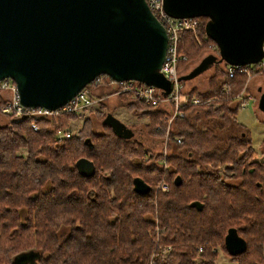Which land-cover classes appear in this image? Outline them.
<instances>
[{"label": "trees", "instance_id": "1", "mask_svg": "<svg viewBox=\"0 0 264 264\" xmlns=\"http://www.w3.org/2000/svg\"><path fill=\"white\" fill-rule=\"evenodd\" d=\"M200 21L201 40L210 44L208 19ZM194 39L183 31L178 44L179 56L190 63L204 51ZM226 64L214 66L207 91L185 93L208 103L184 109L185 118L174 121L160 154L120 137L110 124L95 130L90 119L68 142H55L56 128L76 120L73 114L38 121L39 132L31 119L0 127V264H149L158 239L153 214L164 231L160 246L173 247L158 264H216L219 247L234 263L264 264V160L252 159L251 134L236 120L245 76L228 79ZM125 108L150 120L149 137L166 140V110L137 100ZM223 130L226 139L219 136ZM83 158L96 167L91 178L79 176L75 167ZM137 178L149 194L134 191ZM163 180L170 191L156 196ZM230 228L247 241L244 254L225 251ZM21 255L33 256L32 262L14 261Z\"/></svg>", "mask_w": 264, "mask_h": 264}, {"label": "water", "instance_id": "2", "mask_svg": "<svg viewBox=\"0 0 264 264\" xmlns=\"http://www.w3.org/2000/svg\"><path fill=\"white\" fill-rule=\"evenodd\" d=\"M163 6L175 19H208L204 31L220 50L219 59L210 55L179 83L196 78L211 64L263 62L264 0H164ZM162 27L146 0H0V81L15 80L24 106L50 110L63 107L104 75L156 87L166 97L174 85L159 70L168 40ZM257 108L264 114V93ZM107 114L103 124L130 140L133 132L124 127L119 133L122 124ZM75 167L81 177L96 174L87 158ZM133 187L140 195L150 193L139 178ZM238 235L230 228L224 238L230 256L244 254L248 247ZM25 259L21 255L14 261Z\"/></svg>", "mask_w": 264, "mask_h": 264}, {"label": "rangeland", "instance_id": "3", "mask_svg": "<svg viewBox=\"0 0 264 264\" xmlns=\"http://www.w3.org/2000/svg\"><path fill=\"white\" fill-rule=\"evenodd\" d=\"M180 40H181V36H180ZM195 40L196 39H194V41ZM197 45L201 47L199 44ZM201 49L204 51L200 53V56L198 57L196 61L190 63L188 58H186L184 59V61H181L178 64L177 72H179L180 76L191 74L193 70L197 68V66L200 65V63L203 62V60H206L207 57H209L210 55H215V57H217L218 59L220 58L219 57L220 50L219 52L214 51V49L211 48V44H209L208 42L205 43L204 47H201ZM181 63H185L184 67L181 68L183 70L182 73L178 71V69H180L179 66ZM222 65H218V66L215 64L211 65L208 69H206V71L198 74L196 78L191 79V80L187 79L185 80V82H182V84L180 85H182L183 87V91H184L183 95H185V93L187 92L193 91L194 89L201 90L202 92L207 91L209 89V79L212 77V75L215 72L214 66L218 68L219 66H222ZM261 67H262L261 70H258L257 72L251 71L250 73L244 75L245 76L244 78L246 80V87L240 93H242V95L245 96V99H247L249 103L247 104V107L245 110H243V108H239V111L236 117L237 122L243 123V125L246 127L245 129H243L244 132L248 131L249 134H251V137L253 140L252 147H254V149L256 150L255 154L252 156V159L254 158L258 161L264 160L262 158L264 148L261 146L262 142H264V114L261 113L257 108V103L259 101V98L261 94L264 93V63L262 64ZM259 71L262 73L258 74ZM237 74H241V73H237ZM91 84H92V87L90 88L86 87L85 89L89 90L90 92L89 98L90 100L95 101L94 105L91 108H87L86 110H83L80 116H76V120H71L66 127H63V128L57 127L55 132L58 131L59 129L60 130L62 129V130L71 131L72 135H77V133H79L81 130V125L83 121L86 119H90L92 121V126L94 127V129L99 130L101 132L104 130L103 122L107 118V115H108L107 113H111L114 119L117 120V122L120 125L122 124L123 126L128 127L135 132L132 139L133 140L136 139V140H139V142H143L146 145L145 146L146 150H150L153 153H159V154L161 153V151L165 150V145H167L165 140L163 141V143H160L158 140L152 139L151 137L148 136V134H146L147 132H146L145 127L147 126V123L150 122V120L149 119L139 120L138 117L135 115L136 113L133 114L125 108L129 102H132V100H137V102H139L138 99H135L130 94H128L127 96H124V95L120 96V94L117 93L118 92L117 88L111 85L110 79L105 78L104 76L99 77L98 79L94 80ZM258 90H260V92H258ZM15 96L16 94L12 91L1 90L0 92V127L6 126V125L8 126L12 122L16 121V118H17L16 114H13L11 110H8L7 112L6 111L3 112L4 108L8 107V104H7L8 101L11 100L12 98H15ZM4 99H6L7 102H5ZM217 100L219 99L217 98L212 101L218 102ZM103 104L105 108L101 109ZM165 106L167 107L168 105L165 104ZM99 110L102 113L98 112ZM68 114H55L54 117H50V118L44 117V118L54 119L55 117L60 118L62 116H68ZM103 114H105V116H103ZM29 119H31L32 122L35 121L32 116H29L27 120ZM40 120L35 121L36 122L35 125L37 128H39L37 123ZM173 128H175L174 121H173L172 131H174ZM55 132L53 133L54 136H55ZM225 132L226 131L224 130L221 131L219 136L224 137L226 139L227 135H225ZM235 132H237V130L231 131L230 133L233 135H236ZM167 183L170 184L169 182ZM154 191H155L156 196H158L159 194H163V193H169L170 186H169L168 192H163V193L157 192L156 188L154 189ZM153 216L156 218L155 225L157 226V229H155V231L158 236V239H156L155 243H157V246H160L161 244L159 243V237H161L164 234V231L158 228L159 221H158L157 215L153 214ZM160 247H158L157 249L158 250L161 249ZM156 248L154 250H156ZM164 248L173 249L172 246H168V245H165ZM154 250L152 251V254L150 255L151 257L149 260V264L151 263L152 257L154 260L152 264H158L159 260H161L162 257L169 256L171 252V251L168 252V250H165L164 253L162 252L155 253ZM216 252L218 254V261L216 262V264H237V263H234L232 260H230L226 254H224L221 247H219L216 250Z\"/></svg>", "mask_w": 264, "mask_h": 264}, {"label": "built area", "instance_id": "4", "mask_svg": "<svg viewBox=\"0 0 264 264\" xmlns=\"http://www.w3.org/2000/svg\"><path fill=\"white\" fill-rule=\"evenodd\" d=\"M164 0H146L147 6L150 8L152 15L155 19H157L164 29L168 40H167V53H165L164 57V63L159 67V70L163 72V74L166 76L168 81L171 83L173 82V89L172 92L169 93L166 97L163 96V90L157 89L156 87L141 84L136 82V80L132 81H119L116 82L112 78H110L109 75H104L105 78L110 79V83L112 86L116 87L118 90V94H124L128 95L130 94L135 99H138L139 102L149 105L151 108L157 109V108H163L168 112V115L166 116L165 122L167 124V131L165 132L166 135V143L170 140L169 135L170 132H172L173 127V121L176 119H184L185 118V111L187 106L190 107H199L200 105H204V103L201 99H198L196 97L190 98L188 95H183V87L180 85L181 83L178 82V79H180V74L177 72V66L181 61H184L186 59L184 56H179V40L180 36L183 33V31L191 32L195 36V43L199 44L201 47H204V41L201 40V37L199 35L198 28L201 26L200 18H186L183 17L182 19H175L172 16H168L167 12L165 11V7L163 6ZM207 39V38H205ZM211 48L214 49V51L219 52V47L214 44V42L210 43ZM215 56V55H214ZM264 63V60L262 63L254 65L251 64L250 66H244L241 67L239 65L232 66L226 64L224 66V70L228 74V79H233L237 76V73H241V75H246L250 73L251 71L257 72L258 70H261V66ZM262 72H258V74H261ZM102 77V76H100ZM98 79V78H96ZM15 80H12L10 78H5L0 81V92L1 90L5 91H12L16 94L15 98H12L8 101V107L4 108L3 112H7L8 110H11L13 114H16V121H24L29 118V116H32L35 121L40 120L44 117L50 118L54 117L55 114H68L80 116L81 112L83 110H86L87 108H91L94 105L95 101L90 100L89 90H86L85 88L80 91V93L70 99L66 105H64L61 108H56L55 110L46 109V107H26L23 104H21L19 99V91H17ZM110 85V86H111ZM226 90V87H224L223 91ZM213 99H217L214 97ZM239 100V108H243V110L246 109L247 104L249 103L247 99H245V96L240 93L238 97H236V101ZM5 102H7L6 99H4ZM218 101V100H217ZM168 105L167 107L165 106ZM15 121V122H16ZM31 123V127L35 132H38V128L36 127V122ZM161 127L159 128L160 131ZM174 130V128H173ZM72 133L68 130H58L55 132V136L53 137L55 142H58L60 144H64L65 142L69 141V138L71 137ZM174 140L178 142V144L181 143V139L177 136H175ZM166 155V154H165ZM163 163V162H162ZM164 164V163H163ZM157 192H168L169 191V184L166 180H163L159 185L156 187ZM157 229V227H156ZM160 246H157V248ZM154 250V252H162L164 253L165 250H168L170 252L171 248H162ZM199 252L202 251V248L198 249ZM158 255V254H157ZM153 257L151 260V263H153Z\"/></svg>", "mask_w": 264, "mask_h": 264}, {"label": "flooded vegetation", "instance_id": "5", "mask_svg": "<svg viewBox=\"0 0 264 264\" xmlns=\"http://www.w3.org/2000/svg\"><path fill=\"white\" fill-rule=\"evenodd\" d=\"M111 114V113H110ZM113 117V115L111 116V118ZM109 120H111V119H109ZM125 126H123V125H121V127L119 128V133H120V131H121V133H122V128H124ZM125 128H127V129H130V128H128V127H125ZM131 132H133L132 134H133V136H134V131L133 130H131ZM121 135V134H120ZM133 138V137H132ZM33 258V256L30 258V259H32ZM29 258L28 259H25L24 261L26 262V263H28V262H30L31 260H30ZM32 262V261H31Z\"/></svg>", "mask_w": 264, "mask_h": 264}, {"label": "bare ground", "instance_id": "6", "mask_svg": "<svg viewBox=\"0 0 264 264\" xmlns=\"http://www.w3.org/2000/svg\"><path fill=\"white\" fill-rule=\"evenodd\" d=\"M226 94H227V92H226ZM225 95V94H224ZM247 95V94H246ZM234 101V100H233Z\"/></svg>", "mask_w": 264, "mask_h": 264}, {"label": "crops", "instance_id": "7", "mask_svg": "<svg viewBox=\"0 0 264 264\" xmlns=\"http://www.w3.org/2000/svg\"><path fill=\"white\" fill-rule=\"evenodd\" d=\"M258 92H259V90H258Z\"/></svg>", "mask_w": 264, "mask_h": 264}]
</instances>
